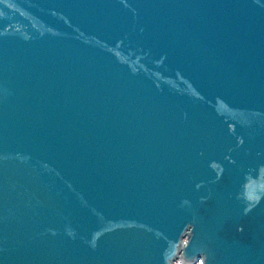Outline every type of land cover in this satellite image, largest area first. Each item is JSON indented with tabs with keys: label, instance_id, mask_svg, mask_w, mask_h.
I'll return each instance as SVG.
<instances>
[{
	"label": "water",
	"instance_id": "95a60500",
	"mask_svg": "<svg viewBox=\"0 0 264 264\" xmlns=\"http://www.w3.org/2000/svg\"><path fill=\"white\" fill-rule=\"evenodd\" d=\"M0 264H264V0H0Z\"/></svg>",
	"mask_w": 264,
	"mask_h": 264
}]
</instances>
